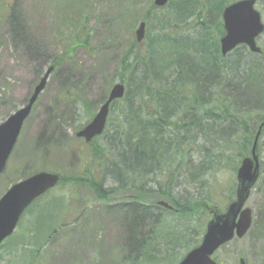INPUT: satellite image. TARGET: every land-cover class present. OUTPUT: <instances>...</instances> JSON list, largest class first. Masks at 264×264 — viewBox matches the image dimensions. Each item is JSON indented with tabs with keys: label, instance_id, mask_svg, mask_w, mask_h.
I'll use <instances>...</instances> for the list:
<instances>
[{
	"label": "trees",
	"instance_id": "16d2710c",
	"mask_svg": "<svg viewBox=\"0 0 264 264\" xmlns=\"http://www.w3.org/2000/svg\"><path fill=\"white\" fill-rule=\"evenodd\" d=\"M233 1L170 0L158 7L150 0L141 17L147 23L145 39L134 38L132 49L121 58L119 77L126 91L112 104L116 115L109 117L104 133L88 143L90 158H77L78 165L57 171L61 174L57 188L90 187L104 200L118 194L116 206L126 212L128 222L133 218L129 228L136 253L128 264H158L157 260L178 264L183 257H175L178 248L171 249L172 254L168 249L163 257L154 246L160 236L171 244L183 240L186 252L201 242L207 221L203 217L209 214L210 218L214 206H208L206 196L199 197L205 200L185 199L177 193V182L195 185L201 181L209 168L206 154L218 161L229 155L228 162L233 161V169L238 170L242 159L251 155L260 130L257 151L264 150V52L254 53L246 45L227 55L221 50L222 14ZM89 32L77 33L74 43L87 46ZM141 44L144 48L136 47ZM59 63L54 61L55 66ZM72 94L62 98L73 100ZM102 137L106 142L99 141ZM195 154L203 155L198 165ZM99 167L98 178L93 171ZM104 171L115 186L104 187ZM261 180L264 184V161ZM62 196L35 207L28 233L17 236L10 246L16 248L14 254L28 256L27 264H36L39 243L55 234L56 221L64 218L67 204ZM159 197L174 209L159 205ZM166 214L182 219L167 233L160 228ZM253 226L264 230V212ZM13 237L15 233L4 244Z\"/></svg>",
	"mask_w": 264,
	"mask_h": 264
},
{
	"label": "rangeland",
	"instance_id": "374dc122",
	"mask_svg": "<svg viewBox=\"0 0 264 264\" xmlns=\"http://www.w3.org/2000/svg\"><path fill=\"white\" fill-rule=\"evenodd\" d=\"M149 5L150 0H0V124L27 104L42 76L54 66L0 175V198L29 174L38 170L57 172L78 165L77 158H90L89 144L76 133L82 128L80 124L92 120L113 85L120 81L121 58L132 49L135 31ZM257 8L264 22V0L257 3ZM85 30L90 31L89 44L76 45L74 36L77 33L84 36ZM258 42L264 48V34ZM136 47L144 48V45ZM55 60L60 61L59 65H54ZM111 79H114L112 85L109 84ZM69 92L73 93V100L63 99ZM113 115L116 113L111 111L109 117ZM99 141L106 142V137ZM230 155L236 158L233 153ZM260 155L264 161V150ZM201 157L203 155L195 154L196 165ZM206 157L209 168L202 180L195 185L184 181L180 185L179 180L177 193L185 199L205 200L199 197L206 196L209 207L225 210L236 195L235 163L228 162L229 155L219 161L208 154ZM100 172V167L93 171L98 178ZM110 177L104 171L105 188L115 186V180ZM262 182L257 183L247 202L253 209L255 221L260 220L264 212ZM60 195L67 204L64 218L56 221L55 234L39 243L40 257L36 264H128L136 253L129 228L133 218L128 222L126 212L116 206L118 194L104 200L90 187L69 185L48 192L37 206L23 215L15 237L0 248V264H27L28 256L14 254L16 248L10 246L17 236L28 233L35 207L38 209ZM209 216L203 217L207 220L205 227ZM181 222V218L166 214L165 224L160 228L167 233ZM258 227L253 226L245 237L222 246L215 253L218 261L240 264L244 257L248 264H264V230ZM154 244L158 252H163V257L168 249L172 254L171 249L178 248L179 254L175 256L178 259L188 252L183 240L171 244L160 236ZM3 257L5 260L1 261Z\"/></svg>",
	"mask_w": 264,
	"mask_h": 264
},
{
	"label": "water",
	"instance_id": "95a60500",
	"mask_svg": "<svg viewBox=\"0 0 264 264\" xmlns=\"http://www.w3.org/2000/svg\"><path fill=\"white\" fill-rule=\"evenodd\" d=\"M256 1L238 0L224 9L223 21L226 33L220 39L224 55L240 44H246L254 52L262 51L257 38L264 31V22L261 12L256 8ZM168 2L169 0H154L159 7L165 6ZM145 35L146 22L143 21L136 30L137 40L143 41ZM53 69V66L49 67L42 76L28 103L0 124V174L5 170L23 124L40 93L45 89ZM125 91L126 87L123 83H115L96 115L77 132V136L84 138L86 142H91L93 138L101 135L107 125L111 104L122 98ZM258 138L259 134L256 136L251 156L245 157L238 169L235 200L228 205L225 212L214 213L207 224L200 245L189 251L179 264H220L213 257L215 252L236 236L243 238L250 230L254 219L253 210L251 207H246V204L261 172L260 156L256 152ZM59 180L58 173L41 171L20 180L8 189L0 198V245L15 231L28 206L48 190L56 187ZM159 204L174 209L166 201H160ZM240 264H247L246 259L241 258Z\"/></svg>",
	"mask_w": 264,
	"mask_h": 264
}]
</instances>
